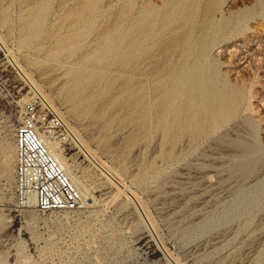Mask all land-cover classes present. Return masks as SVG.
Instances as JSON below:
<instances>
[{"label": "rangeland", "instance_id": "374dc122", "mask_svg": "<svg viewBox=\"0 0 264 264\" xmlns=\"http://www.w3.org/2000/svg\"><path fill=\"white\" fill-rule=\"evenodd\" d=\"M122 1L100 0L91 34L84 40L75 38L81 48L75 52L59 49L61 54L55 57L63 65L73 66L82 56H91L111 30L106 23L119 18ZM134 1L137 12L148 2L158 8L168 2ZM257 2L228 0L211 16L234 19L242 10L257 12L248 21L247 32L224 41L221 47L230 51L253 36L264 41V12ZM31 6L27 0H0V34L99 162L134 192L154 231L141 221L125 194L107 183L76 145H65L64 149L74 173L88 188L86 203L74 211L47 213L17 206L15 130L21 101L34 96L0 49V264H264V163L244 173L239 167L244 157L235 145L240 140L256 142L264 152V109L258 104L264 100V61L243 63L241 56L231 57L233 52L221 55V47L214 50L222 73H229L232 82L248 84V99L251 88L255 91L251 98L254 111L243 113L190 152L183 145L178 147L174 161L164 162L160 137H135L130 129L122 131L121 114L115 128H105L102 103L119 111L118 65L104 70L116 78L113 90L90 110H85L84 99L96 96L95 91L78 93L81 105L69 100L66 87L71 77L50 50L58 49L57 42L78 29L69 20L59 22L64 12H58L55 2L43 13L44 22L30 31L20 19L31 12ZM104 14L109 17L102 20ZM198 15L200 24L203 0ZM261 48L259 53L264 55V44Z\"/></svg>", "mask_w": 264, "mask_h": 264}, {"label": "bare ground", "instance_id": "6f19581e", "mask_svg": "<svg viewBox=\"0 0 264 264\" xmlns=\"http://www.w3.org/2000/svg\"><path fill=\"white\" fill-rule=\"evenodd\" d=\"M227 1L203 0L204 19L199 24L197 20L201 0H168L161 8L148 2L138 12L134 0H123L119 18L106 23L111 30L106 33L105 40L93 50L91 56H82L73 65L75 67L63 65L55 56L61 54L59 49L65 48L64 52L75 49V52L81 48L75 38L84 40L91 34L97 22L100 0H27V3L32 5L31 12L20 20L30 27L31 31L35 25L44 22L43 13L48 12L56 2L58 12H64L63 17L58 19L59 22L63 24L69 20L72 27L78 29L69 34L67 39L58 41V49L50 50V54L62 64L61 67L66 68L71 77L69 87H66L69 100L81 105L78 93L95 91L96 96L87 95L84 99L87 105L85 110H90L113 90L116 78L104 70L118 65L119 111L112 109L105 102L102 103L101 113L102 117L106 118V130L115 128L117 116L121 114L119 123L122 131L130 129V134L135 137L159 136L162 159L164 162H172L178 147L183 145L190 152L192 148L216 135L226 124L230 125L233 120L242 117L243 113L254 111L251 98L254 97L253 94L256 95L255 91L251 88L248 99V84L245 81L232 82L229 73H222L219 58L213 56L214 50L220 48L224 41L241 37L247 32L248 21L257 15L254 9H246L234 19L230 16H222L219 20L212 18ZM257 6L263 13L264 0H258ZM107 17L109 15L104 14L101 19ZM263 44L264 41L259 36H253L251 39H243L242 43L235 45L229 52L222 46L218 53L222 55L233 52L231 57L241 56L243 63L254 59L264 61V55L259 53ZM0 49L6 54L8 62L20 78L29 86L33 96L41 98L59 113L72 139L69 147L76 145L85 159L99 170L106 182L115 185L119 192L125 194L139 213L141 221L150 231H154L152 220L145 214L134 192L122 184L119 176L106 164L99 162L96 154L70 126L52 99L20 64L1 34ZM70 55L65 59L69 60ZM231 62L233 60L229 61ZM244 68L246 69L245 66ZM25 100L29 99L22 100L21 107ZM258 104L264 109V100H260ZM246 123L253 127L250 121ZM41 136L48 151L80 194V203L85 204L88 188L74 173L73 162L68 159L64 149L65 142L53 131L41 132ZM235 145L244 157L239 162V167L244 173H249L259 163H264V152L256 142L247 143L240 140Z\"/></svg>", "mask_w": 264, "mask_h": 264}, {"label": "built area", "instance_id": "2783aa9c", "mask_svg": "<svg viewBox=\"0 0 264 264\" xmlns=\"http://www.w3.org/2000/svg\"><path fill=\"white\" fill-rule=\"evenodd\" d=\"M15 131V199L21 209L42 213L74 211L81 197L57 160L48 151L41 132L53 131L70 146L69 129L58 112L39 97L22 102Z\"/></svg>", "mask_w": 264, "mask_h": 264}]
</instances>
